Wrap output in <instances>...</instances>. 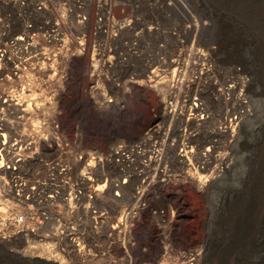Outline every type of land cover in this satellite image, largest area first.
<instances>
[{"label": "rangeland", "instance_id": "374dc122", "mask_svg": "<svg viewBox=\"0 0 264 264\" xmlns=\"http://www.w3.org/2000/svg\"><path fill=\"white\" fill-rule=\"evenodd\" d=\"M115 3V16L129 15L130 24L107 54L120 85L104 80L99 89L114 102L91 99L90 55L75 57L59 103L62 128L69 136L78 133L82 145L100 149L114 140L137 139L162 110L164 100L149 77L160 73L162 85H169L165 97L196 96L205 110L201 120L188 110L183 118H166L171 137L179 139L181 129L189 128L197 131L200 146L216 139L217 149L228 152V168L200 190L197 179L209 169L194 175L170 165L176 178L151 185L140 217L121 231L128 243L106 245L99 236L90 264H264V0ZM234 114L239 121L232 135L220 126ZM157 208L165 209L163 216ZM168 216L173 219L163 231L158 224ZM118 235L113 231L116 241ZM30 241L39 240L26 233L0 239V264L49 260L26 251ZM64 256L67 264L79 263L76 254Z\"/></svg>", "mask_w": 264, "mask_h": 264}, {"label": "built area", "instance_id": "2783aa9c", "mask_svg": "<svg viewBox=\"0 0 264 264\" xmlns=\"http://www.w3.org/2000/svg\"><path fill=\"white\" fill-rule=\"evenodd\" d=\"M115 5V0H0V239L26 233L51 240L63 256L76 254L78 264L96 260L101 235L106 245L128 243L121 231L140 217L151 185L176 178L170 165L191 174L209 169L201 175L205 182L228 168V152L217 149L216 139L200 146L194 129H181L177 139L165 126L166 118H183L184 110L203 119V104L195 97L170 94L137 139L114 140L104 149L84 146L78 133L69 136L62 128L59 103L75 57L90 55L91 99L106 106L114 102L99 89L104 80L120 85L110 74L116 64L107 54L130 24L129 15L115 16ZM238 121L236 114L226 116L220 128L234 135ZM170 147L175 154L168 155ZM129 188L131 200L116 207ZM168 217L158 224L163 231L172 222Z\"/></svg>", "mask_w": 264, "mask_h": 264}, {"label": "bare ground", "instance_id": "6f19581e", "mask_svg": "<svg viewBox=\"0 0 264 264\" xmlns=\"http://www.w3.org/2000/svg\"><path fill=\"white\" fill-rule=\"evenodd\" d=\"M178 1V0H177ZM177 61V60H176ZM177 67V66H176ZM175 67V68H176ZM150 78L152 77V81L154 82V86L157 87L159 89V97L160 99L163 101H165L166 97V90H168L169 85H162V81H164L163 76L160 75V73H157L155 75V78H153V75L149 76ZM177 80V79H175ZM173 79V81H175ZM166 82V81H165ZM177 82V81H176ZM175 82V83H176ZM164 83V82H163ZM166 84V83H165ZM168 84V83H167ZM171 85V83H170ZM173 86V85H172ZM160 87V88H159ZM173 89V88H172ZM168 92V91H167ZM171 92V91H169ZM181 92V91H180ZM175 94V93H174ZM170 95V94H169ZM188 95V94H187ZM183 96V95H182ZM196 97V96H195ZM165 98V99H164ZM239 118V117H238ZM176 119V118H175ZM179 119V117H178ZM174 120V119H173ZM237 130V129H236ZM199 172V171H198ZM190 175V174H189ZM195 175V174H194ZM215 181H212L211 184H214ZM204 179L202 177H200L199 179H197V188L202 190L204 189ZM222 186V185H221ZM220 190L223 188L219 187ZM132 189H128L127 190V197L126 199H124L121 202L116 203V207H119L120 204H124V202L130 201L131 197H132ZM223 190V189H222ZM26 251H28L29 253H31L33 256H38V255H34L36 252L40 253V254H45L47 256V258H49V260L47 259H38V260H32V264H67V261L65 260L63 254L60 252V250L58 249L57 246H55V243L52 242L51 240H47L45 239L44 241H30L27 245H26ZM31 259V258H30ZM29 259V260H30ZM34 259V258H33ZM199 259V258H198ZM91 263H93V260H90ZM29 262V261H28ZM27 262V263H28ZM31 262V261H30ZM161 263V262H160ZM165 264V263H164ZM189 264V263H188Z\"/></svg>", "mask_w": 264, "mask_h": 264}]
</instances>
